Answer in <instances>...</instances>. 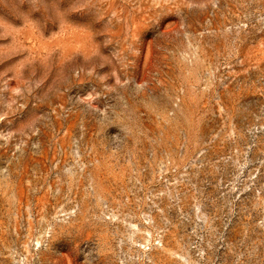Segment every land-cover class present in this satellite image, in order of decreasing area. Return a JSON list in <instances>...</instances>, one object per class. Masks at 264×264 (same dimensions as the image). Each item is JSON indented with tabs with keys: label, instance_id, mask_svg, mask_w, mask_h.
<instances>
[{
	"label": "rangeland",
	"instance_id": "1",
	"mask_svg": "<svg viewBox=\"0 0 264 264\" xmlns=\"http://www.w3.org/2000/svg\"><path fill=\"white\" fill-rule=\"evenodd\" d=\"M0 264H264V0H0Z\"/></svg>",
	"mask_w": 264,
	"mask_h": 264
}]
</instances>
